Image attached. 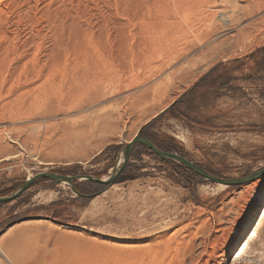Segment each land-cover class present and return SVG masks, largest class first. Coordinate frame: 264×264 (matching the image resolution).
<instances>
[{"label": "rangeland", "instance_id": "1", "mask_svg": "<svg viewBox=\"0 0 264 264\" xmlns=\"http://www.w3.org/2000/svg\"><path fill=\"white\" fill-rule=\"evenodd\" d=\"M148 1L0 0V197L43 172L106 179L137 135L221 178L264 168V0H163L160 13ZM162 17L161 31L147 24ZM104 188L81 200L43 180L0 206V264H132L136 251L152 264H264V175L216 185L139 148Z\"/></svg>", "mask_w": 264, "mask_h": 264}, {"label": "water", "instance_id": "2", "mask_svg": "<svg viewBox=\"0 0 264 264\" xmlns=\"http://www.w3.org/2000/svg\"><path fill=\"white\" fill-rule=\"evenodd\" d=\"M135 145H141L147 148L151 153H153L156 157L163 161L175 163L185 167L186 169L194 172L200 178L205 181L211 182L216 185L226 186V187H238L242 185H246L251 183L264 175V168L260 171L252 173L248 176L229 179V178H221L215 176L204 169L200 168L199 166L193 164L192 162L188 161L187 159L176 155L171 152H166L158 149L149 139L144 136L137 135L135 136L129 143H127L121 150L118 165L113 168L112 173L106 179H100L93 176L81 175V176H64L60 174H56L53 172H43L35 175L32 178H28L23 184H21L14 192L6 197H0V204H8L20 196H22L26 191H28L32 185L39 181V180H49L51 182L57 184H66L70 187V189L76 193L74 183L75 182H83V181H90L100 186H105L104 190L109 187L110 185L114 184L118 177L122 174L124 170L133 147ZM102 190V191H104ZM87 198V196H85Z\"/></svg>", "mask_w": 264, "mask_h": 264}, {"label": "bare ground", "instance_id": "3", "mask_svg": "<svg viewBox=\"0 0 264 264\" xmlns=\"http://www.w3.org/2000/svg\"><path fill=\"white\" fill-rule=\"evenodd\" d=\"M130 1H131V0H129V2H130ZM150 1H152V2L154 1V2H153V5H155V4L158 5V6H159L158 9L161 8V7H162L164 4H166V2H167L166 0H165V1H166L165 3H164L163 0H150ZM168 1H169V0H168ZM120 2H121V1H120ZM171 2H173L174 7L176 8V7H178V6L183 2V0H171ZM26 3H27V2H26ZM148 3H149L148 0H142V3L140 4V7H141V8H146V6L148 5ZM168 3H170V2H168ZM170 4H171V3H170ZM124 5H125V4H124ZM118 6H119V5H118ZM120 6H121V5H120ZM120 6H119V7H120ZM27 7H28V6H27ZM124 7H125V6H124ZM147 7H148V9L150 8V6H147ZM28 8H29V7H28ZM32 8H33V7H32ZM120 8H121V7H120ZM148 9L146 10L148 13L146 12L145 14H148V16H149V10H148ZM154 10H156V9H154ZM159 10H160V9H159ZM159 10H158V11H159ZM24 11H25V10H24ZM27 11H28V9H27ZM129 11H130V9H129ZM131 11H132V10H131ZM138 11H139V10H138ZM138 11H137V12H138ZM156 11H157V10H156ZM158 11H157V12H158ZM161 11H162V10H160L159 13H160ZM124 12H125V11H124ZM137 12L134 11V14H133V15H135V13H137ZM153 12H154V11H153ZM163 12H164V11H163ZM127 13H128V12H127ZM132 13H133V12H132ZM132 13H131V14L129 13V15H132ZM138 13H139V14H140V13L144 14V11H143V12H140V11H139ZM154 13H155V12H154ZM24 14H25V13H24ZM58 14L60 15V13H58ZM62 14H63V13H62ZM105 14H106V13H105ZM125 14H126V13H125ZM139 14H136V15H137V19H138V15H139ZM142 14H141V15H142ZM26 15H27V14H26ZM28 15H29V14H28ZM66 15H68V14H66ZM126 15L128 16V14H126ZM141 15H139V17H140ZM122 16H123V15H122ZM127 16H126V19L124 18L125 21H126L127 18H128ZM144 16H145V15H143V16H141V17H144ZM58 17H59V16H58ZM131 17H132V16H131ZM134 17H136V16H134ZM141 17H140V18H141ZM146 17H147V16H146ZM149 17H150V16H149ZM149 17H148V18H149ZM25 19H26V16H25ZM58 19H59V18H58ZM104 19H105V18H104ZM104 19H103V22H104ZM129 19H130V18H129ZM137 19L134 18V21L137 20ZM26 20H27V19H26ZM66 20H69L68 17H67ZM107 20H108V19H107ZM115 20H117V19H115ZM119 20H120V19H119ZM140 20H141V19H140ZM147 20H148V19H147ZM55 21H56V20H55ZM75 21H76V20H75ZM130 21H131V20H130ZM145 21H146V19H145ZM153 21H154V20H153ZM68 22H69V21H68ZM110 22H111V21H110ZM110 22L107 23V24H108L107 27L112 26L113 28H117V25L120 24V23H119V24H118V23H113V25H111ZM136 22H137V21H136ZM139 22H140V21H139ZM143 22H144V18H143ZM148 22H150V21H148ZM122 23H123V22H122ZM145 23H146V22H145ZM71 24H72V22H71ZM97 24H98V23H97ZM124 24H126V23H123V25H122L123 27H124ZM127 24H128V23H127ZM127 24H126V25H127ZM137 24H139V23H137ZM140 24H141V23H140ZM147 24H150V26H151V24H152V25H154L158 30L160 29V31H161V30H163V29L168 25V22H166V18L162 17V18H159V19L155 20L153 23H152V21H151V23H147ZM100 25H103V24H100ZM120 25H121V24H120ZM134 25H135L134 27L139 26V25H136V24H134ZM59 26H60V25H59ZM63 26H65V25H63ZM95 26H96V25H95ZM142 26H143V25H142ZM150 26H149V27H150ZM48 27H49V26H48ZM52 27H53V26H52ZM96 27H97V26H96ZM118 27H119V26H118ZM120 27H121V26H120ZM129 27H130V31H131V26H129ZM132 27H133V26H132ZM139 27H140V26H139ZM143 27H144V26H143ZM147 27H148V25H147ZM58 28H59V27H58ZM70 28H71V27H70ZM73 28H75V27L73 26ZM76 28H77V27H76ZM97 28H98V27H97ZM99 28H100V27H99ZM124 28H125V27H124ZM124 28H122V30H124ZM127 28H128V27H127ZM127 28H126V30H128ZM141 28H142V27H141ZM62 29H63V28H62ZM62 29H61V31H62ZM79 29H80V27H79ZM104 29H106V26H105ZM107 29L109 30L110 28H107ZM107 29H106V30H107ZM136 29H137V28H136ZM144 29H146V28H144ZM149 29H150V28H149ZM149 29H148V30H149ZM151 29H152V28H151ZM154 29H155V28H154ZM64 30H65V29H63V31H64ZM70 30H72V28H71ZM74 30H76V29H73V31H74ZM94 30H95V29H94ZM94 30H93V31H94ZM102 30H103V29H102ZM111 30H113V29H111ZM117 30H118V29H117ZM120 30H121V29H120ZM139 30H140V33L143 31V30L141 31V29H138V33H139ZM30 31H31V35H30V36L28 35L29 37L26 36V37L28 38L27 42H32V43H33V41L35 40L37 34L34 33L35 31H34L33 28H31ZM30 31H29V32H30ZM61 31H60V32H61ZM68 31H69V29H68ZM93 31H91V32H93ZM100 31H101V30H100ZM109 31H110V30H109ZM115 31H116V29H115ZM130 31H129V32H130ZM146 31H147V29H146ZM146 31H144L145 33L143 32L142 34L145 35V34H148V33H149V32L146 33ZM151 31H152V30H150V32H151ZM156 31H157V30H156ZM160 31H159V33H160ZM58 32H59V31H58ZM82 32H83V31H82ZM91 32H90V33H91ZM104 32L106 33L105 30H104ZM104 32H102V33H104ZM116 32L119 33L118 31H116ZM121 32H122V31H121ZM125 32H126V33H122V34L126 35V34H127V31H125ZM162 32H163V31H162ZM51 33H52V32H51ZM53 33H54V30H53ZM53 33H52V34H53ZM63 33H64V32H61V34H63ZM75 33H76V32H75ZM86 33H87V32H86ZM105 33H104V34H105ZM107 33H108V35H109V32H108V31H107ZM110 33H111V32H110ZM151 33H152V32H151ZM151 33H150V34H151ZM28 34H29V33H28ZM35 34H36V35H35ZM76 34H77V33H76ZM78 34L80 35V33H78ZM83 34H84V32L82 33V36H83ZM114 34H115V35H113L112 38H113V40H115V42H116V40H118V39H120V38L117 37L116 33H114ZM119 34H120V33H119ZM119 34H118V35H119ZM136 34H137V33H136ZM142 34H141V35H142ZM18 35H19V34H18ZM63 35H64V34H63ZM87 35H88V34H87ZM87 35H86V36H87ZM89 35H90V34H89ZM92 35H93V33H92ZM94 35H95V33H94ZM94 35H93V36H94ZM127 35H128V34H127ZM141 35H140V36H141ZM144 35H143V36H144ZM157 35H158V34H157ZM161 35H162V33H161ZM161 35H160L159 37H161ZM2 36H3V35H2ZM65 36H67V35H65ZM69 36H70V33H69ZM69 36H68V37H69ZM73 36H74V34H73ZM73 36H72V37H73ZM82 36H81V37H82ZM97 36H98V35H97ZM106 36H107V35H106ZM128 36H129V35H128ZM140 36H139V38H141ZM145 36H146V35H145ZM151 36H152V34H151ZM162 36H163V35H162ZM3 37H4V36H3ZM6 37H8V36H6ZM6 37H5V38H6ZM19 37H20V36H19ZM44 37H45V36H44ZM44 37H41V38L44 39ZM55 37H58V36L56 35ZM68 37H67V39H68ZM70 37H71V36H70ZM74 37H75V36H74ZM74 37H73V38H74ZM76 37H77V36H76ZM79 37H80V36H79ZM84 37H85V36H84ZM88 37H89V36H87V38H88ZM94 37H95V36H94ZM131 37H132V36H131ZM147 37H149V36H147ZM159 37H157V39H158ZM164 37H165V36H164ZM52 38H53V37H52ZM77 38H78V37H77ZM85 38H86V37H85ZM85 38H83V39H85ZM102 38H103V37H102ZM105 38H106V37H105ZM128 38H129V37H128ZM132 38H133V37H132ZM142 38H143V37H142ZM149 38H150V37H149ZM152 38H153V36L151 37V39H152ZM154 38H155V37H154ZM36 39H37V38H36ZM48 39H49V38H48ZM56 39H57V38H56ZM61 39L63 40V37L60 38V41H62ZM70 39H71V38H70ZM92 39H93V38H92ZM94 39H95V38H94ZM106 39H109V38H106ZM121 39H123V38L121 37ZM121 39L119 40L120 42H121ZM133 39H134V38H133ZM133 39H132V40H133ZM162 39H163V38H162ZM1 40L4 41V38H1ZM6 40H7V39H6ZM6 40H5V41H6ZM8 40L10 41L11 38L9 39V37H8ZM54 40H55V39H54ZM74 40H75V38H74ZM74 40L72 39L71 41L74 42ZM88 40H89V38H88ZM110 40H112V39H110ZM113 40H112V42H114ZM129 40H130V39H126V41H129ZM132 40H131V41H132ZM142 40H143V39H142ZM146 40H147V39H146ZM153 40H155V39H153ZM153 40H151V42H154ZM5 41H4V43H6ZM14 41H15V40H14ZM23 41H25V40H23ZM55 41H56V40H55ZM66 41L68 42L67 44H69V40H66ZM76 41H77V39H76ZM79 41H81V43H82V39L79 40ZM79 41H77V42L79 43ZM90 41H91L90 43L92 44V40H90ZM96 41H97V40H96ZM143 41H144V40H143ZM147 41H148V40H147ZM147 41H144V42H147ZM155 41H156V40H155ZM159 41H161V39L158 40L157 42H159ZM35 42H36V41H35ZM41 42H42V41H41ZM58 42H59V41H58ZM77 42H76L75 44H78ZM86 42H87V41H86ZM86 42H85V43H86ZM115 42H114V43H115ZM120 42H118V43H120ZM122 42H123V41H122ZM132 42H134V41H132ZM137 42H138V41H137ZM140 42H141V41H140ZM161 42H162V41H161ZM164 42H165V39H164ZM1 43H2V42H1ZM7 43H10V42H7ZM7 43H6V44H7ZM21 43H22V42H21ZM85 43H84V44H85ZM90 43H89V44H90ZM118 43H117V44H118ZM124 43H125V39H124ZM124 43H123V44H124ZM154 43H155V42H154ZM6 44H5V45H6ZM34 44H35V43H34ZM91 44H90V45H91ZM95 44H96V43H95ZM117 44H115V45H117ZM134 44H136V43H134ZM148 44H152V45H153V43H150L149 41H148ZM148 44H147V45H148ZM3 45H4V44H3ZM5 45H4V46H5ZM7 45H8V44H7ZM10 45H11V44H10ZM17 45H18V44H17ZM17 45H15V46H17ZM23 45H25V44H23ZM30 45H31V44H30ZM35 45H36V44H35ZM53 45H54V44H53ZM71 45H74V44L71 42ZM87 45H88V44H87ZM120 45H121V44H119V47L122 49V46H120ZM124 45H126V43H125ZM124 45H123V47H124ZM128 45H130V43H128ZM132 45H133V44H132ZM132 45H130V46H132ZM138 45H140V44H138ZM138 45H137V46H138ZM144 45H145V44H144ZM4 46H3V47H4ZM12 46H13V45H12ZM18 46H21V45L19 44ZM32 46H33V44H32ZM94 46H95V45H94ZM117 46H118V45H117ZM130 46H128V47H130ZM141 46H142V43H141L140 47H141ZM148 46H150V45H148ZM157 46H159V45H157ZM6 47H7V46H6ZM9 47L11 48V46H9ZM9 47H8V48H9ZM13 47H14V46H13ZM13 47H12V50L14 51ZM24 47H27V44H26ZM24 47H23V48H24ZM114 47H115V46H114ZM144 47H145V46H144ZM8 48H6V49H8ZM17 48H18V47H17ZM71 48H72V47H71ZM88 48H89V47H88ZM90 48H91V46H90ZM94 48L96 49V46H95ZM94 48H92V49L94 50ZM98 48H99V47H98ZM98 48H97V49H98ZM116 48H117V47H116ZM125 48L127 49V47H125ZM145 48H146V47H145ZM145 48H144V49H145ZM25 49H27V48H25ZM28 49H29V47H28ZM92 49H90V50H92ZM101 49H102V48H101ZM118 49H119V48H118ZM123 49H124V48H123ZM130 49H131V48H130ZM132 49H134V48H132ZM135 49H136V47H135ZM139 49H140V48H138V50H139ZM0 50H3V49L1 48ZM22 50H24V49H22ZM71 50H72V49H71ZM79 50H80V49H79ZM81 50H82V49H81ZM127 50H128V49H127ZM140 50H141V49H140ZM142 50H143V48H142ZM7 51H8V50H7ZM9 51H10V50H9ZM18 51H19V50H18ZM18 51H17V52H18ZM96 51H97V50H96ZM96 51H95V52H96ZM103 51H104V50H103ZM105 51H108L107 48H106ZM121 51H122V50H121ZM128 51H129V50H128ZM22 52H23V51H22ZM22 52L19 51L20 54H23ZM80 52H82V51H80ZM80 52H79V55H81L82 53H84V52H82V53L80 54ZM95 52H92L93 55H94ZM122 52H124V50H123ZM131 52H132V51H131ZM133 52H136V51L133 50ZM138 52H139V51H138ZM140 52H142V51H140ZM4 53H5V52H4ZM70 53L72 54L71 56H73V55L75 54V53H72V52H70ZM85 53H86V52H85ZM102 53H103V52H102ZM102 53H100V54H102ZM105 53H106V52H105ZM1 54H2V53H1ZM11 54H12V53H11ZM20 54H19V55H20ZM97 54H98L99 56H101L102 59H104L106 56L109 57L108 55L103 54V56L105 55V57L103 58L102 55H100L99 53H97ZM107 54H108V52H107ZM117 54H118V53H117ZM125 54H126V53H125ZM132 54H133V53H132ZM142 54H143V52H142ZM2 55H4V54H2ZM2 55H0V56L2 57ZM6 55H9V54L6 53ZM23 55H25V53H24ZM27 55H28V54H27ZM69 55H70V54H69ZM85 55H86V54H85ZM88 55H89V54H88ZM114 55H115V52H114ZM120 55H122V54L120 53ZM120 55L118 54V56H120ZM136 55L138 56L139 54L136 52ZM10 56H11V55H10ZM58 56H59V55H58ZM58 56H57V57H58ZM82 56H83V55H82ZM89 56H90V55H89ZM89 56H88V58H89ZM110 56H111V54H110ZM123 56H124V55H122V57H120L119 61L115 59V58H116V55H115V58H113V59H115V61H117V62H119V63L122 64V63L124 62L123 60H121V58H123ZM1 57H0V58H1ZM6 57H7V56H6ZM19 57H20V56H19ZM19 57H18V58H19ZM33 57H34V56H33ZM67 57L70 59V57H69L68 55L66 56V58H67ZM76 57H77V56L75 55L74 63L76 62V59L80 58V56L77 57V58H76ZM85 57H86V56H85ZM85 57H84V58H85ZM95 57H96V54H95ZM95 57H94L93 61L96 60ZM107 57H106V58H107ZM125 57H126V55H125ZM125 57H124V58H125ZM8 58H9V56H8ZM10 58H13V57H10ZM10 58H9V59H10ZM16 58H17V57H16ZM16 58H15V59H16ZM18 58H17V59H18ZM21 58H22V57H21ZM66 58H65V60H66ZM68 58H67V59H68ZM72 58H73V57H72ZM82 58H83V57H82ZM84 58H83V61H87V64H88V62H89L88 60H90V62H91V60H92L93 57H92L91 59H88V60H85ZM96 58H98V56H97ZM111 58H112V57H111ZM124 58H123V59H124ZM127 58H128V56H127ZM127 58H125V59H127ZM2 59H3V58H2ZM22 59H24V58H22ZM63 59H64V57H63ZM73 59H74V58H73ZM100 59H101V58H100ZM109 59H110V58H109ZM113 59H112V60H113ZM117 59H118V58H117ZM125 59H124V60H125ZM131 59H133V58H131ZM29 60H30V59H29ZM59 60H60V61L62 60V59H60V56H59V59H58L57 61H59ZM65 60H64V61H65ZM78 60H79V59H78ZM80 60H81V59H80ZM98 60H99V59H98ZM98 60H97V63H101V64H102V62H98ZM104 60L106 61V59H104ZM110 60H111V59H110ZM110 60H109V61H110ZM128 60L130 61L129 58H128ZM128 60H127V61H128ZM1 61H2V60H1ZM57 61H56V63H58ZM64 61H62L61 63L59 62V63L62 65ZM69 61H70V60H69ZM99 61H100V60H99ZM101 61H102V60H101ZM105 61H103V64H104ZM78 62H79V61H78ZM107 62H108V61H107ZM111 62H112V61H111ZM111 62H110V63H111ZM54 63H55V62H54ZM56 63H55V65H53V64H52V65H53L54 67L56 66L58 70L56 71L54 67H52V68H53L56 72H58V71H59V67H58L57 65H59V63H58L57 65H56ZM65 63H67V62H65ZM71 63H72V61H71ZM97 63L94 64V62H93V64H94V65H93V68H94V66H95ZM113 63H114V62H113ZM67 64H70V63H67ZM85 64H86V63H85ZM85 64H83V65H85ZM91 64H92V63H91ZM103 64H102V67H104V65H106V64H104V65H103ZM107 64H108V66H109V63H107ZM114 64H115V63H114ZM116 64L118 65V63H116ZM121 64H120V65H121ZM125 64H127V63H125ZM61 65H59V66H61ZM70 65H71V64H70ZM70 65H67V66L69 67ZM75 65H76V64H74L73 67H75ZM79 65H80V64H79ZM89 65H90V64H89ZM89 65H88V66H89ZM117 65H116V66H117ZM67 66L65 67V64H64L63 67H65V68L67 69V68H68ZM71 66H72V65H71ZM86 66H87V65H86ZM88 66H87V67H88ZM97 66H98V65H96V67H97ZM99 66H100V65H99ZM99 66L97 67L98 69H99ZM106 66H107V65H106ZM63 67H62V68H63ZM76 67H77V66H76ZM80 67H81V66H80ZM80 67H79V68H80ZM96 67H95V70H97ZM100 67H101V66H100ZM60 68H61V67H60ZM65 68H64V69H65ZM81 68H82V67H81ZM107 68H108V67H107ZM114 68H115V67H114ZM116 68H117V67H116ZM116 68H115L114 70H116ZM64 69H60V70H64ZM70 69H71V68H69V71L72 70V69H71V70H70ZM76 69H78V67H77ZM76 69H75V70H76ZM85 69H86V67H85ZM89 69H92V68L89 67ZM89 69H88L89 72L92 71V70H89ZM102 69H103V68H102ZM109 69H110V68H108V70L105 71V73H106V72H109ZM111 69H113V68H111ZM117 69H118V68H117ZM50 70H52V69H50ZM79 70H80V69H79ZM79 70H78V71H79ZM81 70H82V69H81ZM93 70H94V69H93ZM103 70H105V69H103ZM103 70H102V71H103ZM48 71H49V70H48ZM67 71H68V69H67ZM69 71H68V72H69ZM72 71H73V70H72ZM83 71H84V70H83ZM83 71H82V72H83ZM85 71H87V70H85ZM98 71L100 72V70H98ZM102 71H101V72H102ZM117 71H118V70H117ZM117 71H116V72H115V71H114V72H113V71H110V73H109V74H110V77H112V75H111L112 72H113V73H117ZM52 72H54V71L52 70ZM75 72H76V71H75ZM89 72H88V73H89ZM92 72H93V71H92ZM101 72H100V73H101ZM47 73H48V72H47ZM49 73H50V71H49ZM49 73H48V74H49ZM66 73H67V72H66ZM66 73H64V74H66ZM93 73L95 74V72H93ZM93 73L91 74L92 76H94ZM96 73L98 74V72H96ZM100 73H99V77H101L103 74H105V73L102 72L103 74L101 73V74H102V75H101ZM48 74H47V75H48ZM56 74H57V73H56ZM56 74H54V76H55ZM59 74H60V73H59ZM61 74H62V73H61ZM61 74H60V75H61ZM64 74H62V75H64ZM69 74H71V73L69 72ZM89 74H90V73H89ZM74 75H75V73H74ZM100 75H101V76H100ZM106 75H107V74H106ZM114 75L117 76V74H114ZM49 76H50V75H49ZM96 76H97V75H96ZM58 77H59V75H58ZM103 77H104V76H102L101 79H102ZM105 77H108V76H105ZM118 78H119V77H118ZM69 79H70V78H69ZM108 79H109V78H108ZM56 80H57V79H56ZM104 80H105V79H104ZM113 80H114V76H113ZM115 80H116V79H115ZM109 81H110V80H107V79H106V83L109 82ZM116 81H117V80H116ZM63 82H64V81H63ZM117 82H118V81H117ZM45 83H46V82H45ZM53 83H54V81H53ZM53 83H52L51 86H53ZM103 83H104V82H103ZM114 83H116V82H114ZM112 84H113V81H112ZM112 84H111V82L109 83L110 86H112ZM99 85H100V84H99ZM117 85H118V84H117ZM101 86H103L102 83H101ZM105 86H106V85H105ZM107 86H108V85H107ZM115 86H116V84L113 85V89H114ZM48 87H49V86H48ZM50 88H51V87H50ZM111 88H112V87H111ZM104 89L109 90L110 87H109V89H107V87L104 88ZM57 91H58V90H57ZM50 97H51V96H50ZM111 109H112V108H111ZM263 205H264V203H263ZM263 214H264V210H263ZM244 233H245V229H243L242 232L239 234V235H240L239 238H242V236L244 235ZM246 247H247V246H246L245 244H243V246H242L240 252L238 253V256H239V257L243 254V252L245 251ZM135 251H136V250H135ZM2 254H3V253H2ZM3 257H5L4 254H3ZM7 259H8V258H7ZM7 261H8V260H7ZM152 261H153V260L151 259V256H149V254H148L147 252H144V253H143V252H141V251H136V252L134 253L133 257H132V264H152V263H153Z\"/></svg>", "mask_w": 264, "mask_h": 264}, {"label": "trees", "instance_id": "4", "mask_svg": "<svg viewBox=\"0 0 264 264\" xmlns=\"http://www.w3.org/2000/svg\"><path fill=\"white\" fill-rule=\"evenodd\" d=\"M148 139L160 150L162 151H169L167 148H165L164 146H162L161 144H158L156 141H154L152 138H149ZM142 149L144 150L146 153H149L150 155L154 156L155 158L159 159L158 157H156L153 153H151L147 148H145L144 146H141V145H135L133 147V150H132V154L133 152L136 150V149ZM112 149V148H110ZM161 162L165 163L166 165H169L171 167H174V168H179L181 170H183L186 174H188L190 177H194V178H199V179H202L200 178L198 175H196L194 172L186 169L185 167L181 166V165H178V164H175V163H171V162H167V161H163L161 159H159ZM212 173V172H211ZM214 174V173H213ZM216 175V174H215ZM40 181H43V180H39L37 182H35L32 186L36 185L37 183H39ZM44 181H47V180H44ZM75 185V190H76V193L79 197V199L83 200V198H86L85 195H90V193H92V191L97 188V187H102L100 185H97L93 182H90V181H85V182H75L74 183ZM14 190V189H13ZM11 191H8V190H5L3 193H0V196H4V195H7L8 193H10ZM5 204H0V206H3Z\"/></svg>", "mask_w": 264, "mask_h": 264}]
</instances>
